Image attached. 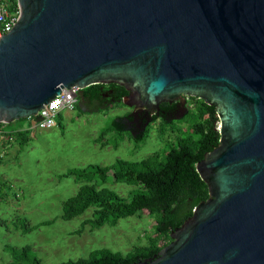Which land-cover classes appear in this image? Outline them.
Masks as SVG:
<instances>
[{
  "label": "water",
  "instance_id": "water-1",
  "mask_svg": "<svg viewBox=\"0 0 264 264\" xmlns=\"http://www.w3.org/2000/svg\"><path fill=\"white\" fill-rule=\"evenodd\" d=\"M16 2L0 40V124L94 85L124 87V106L149 118L142 131L162 103L214 106L219 143L195 167L208 199L134 264H264V0Z\"/></svg>",
  "mask_w": 264,
  "mask_h": 264
},
{
  "label": "rangeland",
  "instance_id": "rangeland-1",
  "mask_svg": "<svg viewBox=\"0 0 264 264\" xmlns=\"http://www.w3.org/2000/svg\"><path fill=\"white\" fill-rule=\"evenodd\" d=\"M185 110L172 124L151 123L143 141L137 143L129 134L111 129L112 121L132 113L131 108L116 105L90 114L81 104L73 111H61L54 127L35 131L24 147L16 143L7 151L0 150V264L12 262L11 250L25 247L41 264H64L87 259L96 250L126 254L148 245L156 220L146 211L119 220L116 227L100 229L82 225L91 217L90 211L64 221L63 203L80 186L66 175L88 166L108 167L118 160L138 163L156 156L162 161L179 139L192 132L193 113ZM100 188L126 200L139 190L115 182L111 175Z\"/></svg>",
  "mask_w": 264,
  "mask_h": 264
},
{
  "label": "trees",
  "instance_id": "trees-1",
  "mask_svg": "<svg viewBox=\"0 0 264 264\" xmlns=\"http://www.w3.org/2000/svg\"><path fill=\"white\" fill-rule=\"evenodd\" d=\"M2 3L10 11L17 9L16 0H3ZM128 95L124 87L115 84L94 85L80 92L81 99L76 106L85 104L88 113H101L116 105L125 107L122 102ZM186 102L183 107L187 109V114L190 111L193 113L192 132L179 139L162 161H158L156 156L138 163L118 160L108 167L88 166L66 175L73 177L80 186L76 194L63 203L64 221L81 217L90 211L91 217L82 225L100 229L105 226L116 227L119 220L146 211L156 220L154 236L149 238L148 245L135 247L126 254L108 249L96 250L87 259L64 264H134L152 258L170 243L169 233L179 228L192 216L193 210L208 199V188L200 180L195 167L204 154L218 146L219 120L214 106H208L196 98H188ZM182 105L180 101L162 103L159 115L150 118L151 123L161 120L165 125L172 124ZM133 121V113H128L113 120L111 129L117 134H129L137 143L142 142L150 123L142 131L146 123L143 113L138 117L141 124L139 129L133 128ZM26 122L27 119H22L9 125L0 124V130L12 136L22 148L30 140V132L22 130ZM4 143L2 141L1 146ZM109 175L115 182L138 186L139 190L131 193L129 200H126L109 189L100 188L107 183ZM11 256L12 262L9 264H41L28 247L11 250Z\"/></svg>",
  "mask_w": 264,
  "mask_h": 264
},
{
  "label": "built area",
  "instance_id": "built-area-1",
  "mask_svg": "<svg viewBox=\"0 0 264 264\" xmlns=\"http://www.w3.org/2000/svg\"><path fill=\"white\" fill-rule=\"evenodd\" d=\"M19 18V9L10 11L0 0V40L9 33ZM80 89L71 87L68 90L63 89L59 96H56L47 105H45L34 117L27 118L28 131L35 132L37 130H48L54 127L55 120L59 113L63 110L73 111L79 102ZM40 117V121L36 122V118ZM4 141L6 144L13 142L10 135L0 130V147Z\"/></svg>",
  "mask_w": 264,
  "mask_h": 264
},
{
  "label": "flooded vegetation",
  "instance_id": "flooded-vegetation-1",
  "mask_svg": "<svg viewBox=\"0 0 264 264\" xmlns=\"http://www.w3.org/2000/svg\"><path fill=\"white\" fill-rule=\"evenodd\" d=\"M3 1V0H2ZM80 99H81V96L79 97V101H80ZM183 104V103H182ZM83 105V104H82ZM85 105V104H84ZM81 106V105H80ZM182 108V107H181ZM182 109H184V108H182ZM177 112H178V110H177ZM132 113H133V118H134V121L132 122V126H133V128H135V129H139L140 128V126H141V124H140V122L138 121V117H139V115H141L142 113L144 114V117H145V119H149V118H147L146 117V115H145V113L144 112H141V113H134V111H133V109H132ZM158 115H159V113H158ZM152 117V116H151ZM150 117V118H151ZM152 119H150V124H151V121Z\"/></svg>",
  "mask_w": 264,
  "mask_h": 264
},
{
  "label": "crops",
  "instance_id": "crops-1",
  "mask_svg": "<svg viewBox=\"0 0 264 264\" xmlns=\"http://www.w3.org/2000/svg\"><path fill=\"white\" fill-rule=\"evenodd\" d=\"M87 112V111H86ZM28 124H27V122L24 124V126H23V128H22V130L23 131H28L27 129H28ZM3 130H5V129H3ZM8 130L6 129V132H7ZM34 135H35V132H30V137L31 136H33L34 137ZM17 142L15 141V140H13V142L11 143V144H6V143H4L2 146H1V149L0 150H3V151H7L9 148H11L14 144H16ZM19 145V144H18ZM20 147V146H19Z\"/></svg>",
  "mask_w": 264,
  "mask_h": 264
}]
</instances>
